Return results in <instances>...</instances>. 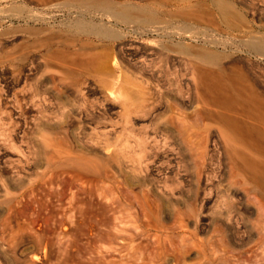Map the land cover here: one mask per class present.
<instances>
[{"label":"rangeland","instance_id":"obj_1","mask_svg":"<svg viewBox=\"0 0 264 264\" xmlns=\"http://www.w3.org/2000/svg\"><path fill=\"white\" fill-rule=\"evenodd\" d=\"M58 1L0 0V264H264L203 75L214 52L264 90V0H114L158 9L145 24Z\"/></svg>","mask_w":264,"mask_h":264},{"label":"bare ground","instance_id":"obj_2","mask_svg":"<svg viewBox=\"0 0 264 264\" xmlns=\"http://www.w3.org/2000/svg\"><path fill=\"white\" fill-rule=\"evenodd\" d=\"M36 1L38 3H42L44 5H46L52 1H53V3L57 2V1L54 2V0H36ZM58 2L63 3V5H71V6H76L79 8H84V10H81V12H84V11H88V12L100 11L103 14L110 15V16L114 17L116 20H120V21H123L125 23L133 21V22H137L139 24H145L147 22H151V21L155 20V18H157L156 20H159L156 13H155V11H157L158 9L154 11L153 9H151L152 6L149 5L150 6L149 7L148 5H145V4H142L139 6L132 5V4L125 3V2L124 3L120 2L119 4H117L118 2L116 3L114 0H62V1H58ZM156 2H157V0H156ZM157 3L162 5L161 1L157 2ZM60 6L61 5L57 4L58 8ZM161 7L163 9V5ZM162 11H164V9ZM83 14L80 13V15H82V16L79 17V15H78V18H76L74 20V26L76 28H78L82 31L92 32V33H95L97 35L112 36L113 31L110 28L103 26L101 24H97L92 20H87L86 18L83 17ZM38 29L39 28L35 29L34 32ZM52 33L54 34V32H52ZM52 33L50 36H52ZM40 35H42V34H40ZM41 37L42 36H40V38ZM256 37H254V38H256ZM43 38H44V36H43ZM254 38L251 39L252 40L251 42H247V45L250 48H252L253 50H255L257 53L264 54V36H260L256 39H254ZM43 42H45V39ZM48 47L49 46H47V49H48ZM51 48H53V47H51ZM94 53L95 52H91V53L89 52L90 57H88L89 55L87 52L86 55H87V59L90 58L89 60H87L86 57L84 56V58L86 60H84L83 62L85 63V62L89 61L88 64L86 63L88 65L87 66L88 69H92L95 72L102 73V74L110 73L109 65H108L106 59H104V57H102L103 55L100 56L99 53L98 54L95 53V54H97V55H95ZM91 54H93L94 56H91ZM203 55H204V58L206 60H209L210 62H212L215 65L214 67L210 68L209 70H206L203 75H204V79L207 82L206 87L208 88L209 91L212 92L211 96L207 99V103H211L212 105L216 106L219 109L218 121L221 124L222 130H223V132H221V133H223L224 135H222V136H224L225 139L228 140V143L226 141V144H225V146L228 144V147L227 146L225 147L226 148L225 151H227V148H228V151H227V153L226 152L225 153L227 155L229 154L230 156L229 155L228 156L231 158V160H230L231 166L229 165L231 167L230 174H231V176H236L239 178V180L242 184V189H244L243 191H246L247 193L254 192L258 196L262 207H264V90H261V89L258 90L254 86V84L250 81L248 76H246L242 73H238V74L228 73L226 71L225 67L222 64H220L219 56L216 53L204 52ZM43 59H45V57ZM43 59H42V62H44ZM45 63L47 64V60L45 61ZM45 63H43L42 66L45 67V65H46ZM82 65L83 64H81V66ZM47 66H48V64L46 65L45 69L47 71H50V72L51 71L52 72L63 71L60 69H56L55 67L50 68V66H48V68H47ZM84 66L85 65H83V67ZM44 67L42 68V70L44 69ZM80 68L82 69V67H80ZM75 69H77V67ZM78 69H79V67H78ZM64 71H66V69ZM67 71L69 74V70H67ZM83 71L85 72V68L83 69ZM63 72H61V73H63ZM65 73L67 74V72H65ZM78 88H77V90H78ZM205 124H206V122H205ZM167 131H169V129H167ZM200 132L202 133V130ZM203 132H204V129H203ZM229 159H228V161H229ZM229 193H230V191H229ZM231 206H234V205H231ZM247 206H248V203H247ZM260 208H259V210L262 209V208L261 209ZM237 209H238V207H237ZM242 210L244 211V209H242ZM239 211H241V210H239ZM220 222L218 221L220 226L224 224L223 223L224 221L222 222L223 224H221ZM259 223H261V227H262L263 222L259 221ZM259 223H257V224H259ZM213 224H215V223H213ZM217 225L218 224H215L214 226H217ZM225 226H227V225H225ZM257 227H260V226H257ZM261 227L257 228V229L261 230L262 229ZM219 229H222V226ZM225 233L226 232H224V234ZM224 236H226V235H224ZM263 236H264V234H263ZM222 237H223V234H222ZM222 237H221V239H222ZM250 238H251V236H250ZM225 239L227 241V237ZM260 239H261V237H260ZM255 240H257V237ZM261 241L262 240H259V242H261ZM219 242H221V241H219ZM227 242L229 243L230 239ZM221 243H223V242H221ZM229 244H231V243H229ZM257 244L259 245V243H257ZM231 245H228V246L231 247ZM261 245L262 244H260L259 246H261ZM219 246H221V245H219ZM225 248H226V246H225ZM186 250H184V251H186ZM198 253L200 254V251H198ZM199 254H198V256H200ZM201 257L202 256H200L199 259Z\"/></svg>","mask_w":264,"mask_h":264}]
</instances>
